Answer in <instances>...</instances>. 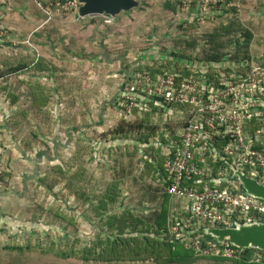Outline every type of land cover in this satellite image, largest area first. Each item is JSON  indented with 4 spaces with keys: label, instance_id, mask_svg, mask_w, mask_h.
Segmentation results:
<instances>
[{
    "label": "rangeland",
    "instance_id": "1",
    "mask_svg": "<svg viewBox=\"0 0 264 264\" xmlns=\"http://www.w3.org/2000/svg\"><path fill=\"white\" fill-rule=\"evenodd\" d=\"M167 1L180 2L143 0L112 20L56 6L49 15L47 0H0V264H157L82 257L111 233H101L107 229L94 209L110 185L119 213L129 208L150 221L161 208L146 164L161 152L142 144L178 131L182 115L153 111L154 102L133 100L131 91L145 84L153 63L202 69L194 62L219 29H236L215 36L223 43L244 42L241 31H251L249 54L237 58L264 48V0L210 2L205 14L196 2L172 12ZM233 43L224 50L231 58L240 45ZM22 63L30 68L14 71ZM142 119V128L116 133Z\"/></svg>",
    "mask_w": 264,
    "mask_h": 264
},
{
    "label": "built area",
    "instance_id": "2",
    "mask_svg": "<svg viewBox=\"0 0 264 264\" xmlns=\"http://www.w3.org/2000/svg\"><path fill=\"white\" fill-rule=\"evenodd\" d=\"M221 1L182 0V8L189 10L196 2L205 14L208 3ZM55 6L78 11L80 2H50L49 15ZM226 63L213 77L207 74L211 63L193 67L194 73L184 78L176 70L156 80L148 76L129 98L166 105L182 115L180 129L162 144L166 160L159 173L171 204L180 205L177 211L171 205L166 234L208 255L241 258L245 247L228 238L217 242L201 230L264 222V200L247 194L234 172L241 170L264 185V48ZM262 251L255 261L264 262Z\"/></svg>",
    "mask_w": 264,
    "mask_h": 264
},
{
    "label": "trees",
    "instance_id": "3",
    "mask_svg": "<svg viewBox=\"0 0 264 264\" xmlns=\"http://www.w3.org/2000/svg\"><path fill=\"white\" fill-rule=\"evenodd\" d=\"M53 1L54 0H47V4ZM181 2L182 0H180L177 5H174L173 3L171 4V2L167 1L166 7L172 10V12L177 13L178 10H181ZM177 25H182V22H178ZM237 29L242 30L244 28ZM235 30L236 29L232 30L229 27L225 28V31L219 29L216 30L215 33L213 32L210 34L208 37L210 38L212 44L209 46L210 48H204L206 51L204 53L205 57L198 61L199 63L202 62L205 65L211 63V66L207 68L208 75L213 77L215 74H219V69H222L223 66L227 65V61H232L239 57L241 52H244L243 54L246 53L245 56L249 54L253 38L250 30L245 29L241 31L242 35L245 37L244 42L241 41V38L236 40L232 38L229 43H223L215 37H219V35L224 32L226 34H230ZM234 41L240 43V45L238 44L239 49L234 56L232 52L231 56L234 58H231L229 53L224 52V50L235 45V43H233ZM185 61L187 62L190 60L187 58ZM221 61V64H217V66L215 65V63ZM157 64L153 63L151 65H147V69L149 70L148 73L153 80H156L160 75H164L172 71L171 69L166 71L164 70L166 67H163L161 64ZM185 64L186 63H183V65ZM180 66L181 65L178 64V67H176L177 70H175L182 75V78L190 76L194 73V68H182V66ZM170 67L172 66L170 65ZM26 68H30L29 64L22 63L15 68L14 71L19 72ZM130 78L131 74H128L127 79ZM152 107L153 111H156V109L159 111V108L161 107L160 112L163 114L167 111L166 105L152 103ZM149 116L150 114L147 115V118ZM144 124V119H142L139 123L129 122L127 124H121L116 130V133L120 134L121 132H124L126 126L134 129L142 128ZM182 124L183 123H181V126ZM173 132L174 130L172 133ZM149 138H147L142 145H144V147L148 145L151 149H154L155 151L158 150V153L161 152L159 157H154L153 160L148 157L147 159L149 160L146 161L147 167H150L152 170L153 179L157 181L158 188H156L155 191L158 192L162 198L160 210L155 212V218L150 221L145 220L141 216H137L129 208H125L121 213H119L116 211V208L111 207L112 204L114 205L117 202V194L115 191L117 186H115L116 184L110 185L107 192L100 197L99 204L94 206V209L99 216V221H103V225L107 229H102L101 233H109V230L111 233L108 234L106 239L99 238L93 242L91 246H86L82 251V257L85 260L96 259L101 262L151 260L157 264H190L200 259H207L218 263L230 262V264H264L263 261L257 262L254 259V256L257 255V253L263 252L259 249L246 248L245 254L241 258H227L222 255H208L186 246L183 242L174 241L173 238L166 234V231L168 230V218L171 212L172 198L165 191V186L167 184H164L162 174L159 172L160 169L164 167L166 160V154L161 151L163 148L162 144L168 141V137L165 135L161 136L158 141L155 142H150ZM1 179H4V177ZM0 196H4V193L0 192ZM2 220L4 221L3 218ZM1 225L3 224H0V226ZM64 256H66V254H64Z\"/></svg>",
    "mask_w": 264,
    "mask_h": 264
},
{
    "label": "water",
    "instance_id": "4",
    "mask_svg": "<svg viewBox=\"0 0 264 264\" xmlns=\"http://www.w3.org/2000/svg\"><path fill=\"white\" fill-rule=\"evenodd\" d=\"M143 0H79L78 15L87 17L93 15L109 16L116 19L123 12H130L139 7ZM242 187L247 194L264 200V185L251 178L241 170L234 168ZM206 235L215 237L217 242L229 241L239 247L264 250V222L238 223L234 228L206 227L201 230Z\"/></svg>",
    "mask_w": 264,
    "mask_h": 264
}]
</instances>
